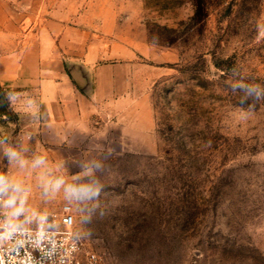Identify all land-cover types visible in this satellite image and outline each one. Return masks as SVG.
<instances>
[{"label": "rangeland", "instance_id": "1", "mask_svg": "<svg viewBox=\"0 0 264 264\" xmlns=\"http://www.w3.org/2000/svg\"><path fill=\"white\" fill-rule=\"evenodd\" d=\"M193 1L120 0L115 55L136 69L111 109L131 123L97 114L62 142L0 120L12 218L55 227L70 205L105 264H264V0Z\"/></svg>", "mask_w": 264, "mask_h": 264}, {"label": "crops", "instance_id": "2", "mask_svg": "<svg viewBox=\"0 0 264 264\" xmlns=\"http://www.w3.org/2000/svg\"><path fill=\"white\" fill-rule=\"evenodd\" d=\"M9 1L0 0V86L10 91V107L23 139L35 137L37 128L45 140L86 138L97 114L99 119L119 115L129 124L128 109H111L127 101L120 97L136 69L134 51L126 63L115 55L120 45L115 38L120 0H13L29 8L26 13L14 12ZM89 25L99 30L90 45ZM72 69L86 75L87 89L75 83ZM11 153L0 128L4 199L10 197L14 180Z\"/></svg>", "mask_w": 264, "mask_h": 264}, {"label": "built area", "instance_id": "3", "mask_svg": "<svg viewBox=\"0 0 264 264\" xmlns=\"http://www.w3.org/2000/svg\"><path fill=\"white\" fill-rule=\"evenodd\" d=\"M2 53L0 51V58ZM0 223L13 219L22 225V233L16 236L21 241L18 251L5 256L13 264L31 259L32 264H105L102 256L93 251H87L81 239L75 233V215L70 205L61 209L58 226L51 227L46 221L32 226L29 215L22 214L15 219L9 215V201L0 197ZM52 222L56 224L53 218ZM42 234V235H41ZM8 245H6L7 247ZM55 253L54 256L46 255Z\"/></svg>", "mask_w": 264, "mask_h": 264}, {"label": "clouds", "instance_id": "4", "mask_svg": "<svg viewBox=\"0 0 264 264\" xmlns=\"http://www.w3.org/2000/svg\"><path fill=\"white\" fill-rule=\"evenodd\" d=\"M23 209L17 208L12 213L13 217H19L22 215ZM41 223H43L46 217L41 216ZM22 225L15 222L13 219H9L6 222L0 223V264H13V261L6 260L5 256H10L12 252L18 251L21 241L16 239V236L22 233ZM42 235V234H41ZM6 245H8L6 247ZM46 255L54 256L55 253L47 252ZM20 264H32L31 259L21 261ZM63 264V262H61Z\"/></svg>", "mask_w": 264, "mask_h": 264}, {"label": "trees", "instance_id": "5", "mask_svg": "<svg viewBox=\"0 0 264 264\" xmlns=\"http://www.w3.org/2000/svg\"><path fill=\"white\" fill-rule=\"evenodd\" d=\"M193 5L195 7V17L207 16V12L209 9V3L207 0H194ZM164 6L166 8H169V6H171V3L167 2L164 4ZM164 30H168V28L164 27ZM9 95L10 91L0 86V120L4 123H10L18 119L16 114H14L11 110Z\"/></svg>", "mask_w": 264, "mask_h": 264}, {"label": "water", "instance_id": "6", "mask_svg": "<svg viewBox=\"0 0 264 264\" xmlns=\"http://www.w3.org/2000/svg\"><path fill=\"white\" fill-rule=\"evenodd\" d=\"M71 76L75 83L81 88V89H87L89 87V83L87 81V77L85 74H82V72L79 69H72L71 70Z\"/></svg>", "mask_w": 264, "mask_h": 264}]
</instances>
